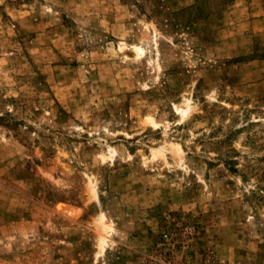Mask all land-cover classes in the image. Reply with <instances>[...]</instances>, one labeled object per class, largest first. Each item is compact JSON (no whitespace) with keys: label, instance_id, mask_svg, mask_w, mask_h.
Masks as SVG:
<instances>
[{"label":"rangeland","instance_id":"rangeland-1","mask_svg":"<svg viewBox=\"0 0 264 264\" xmlns=\"http://www.w3.org/2000/svg\"><path fill=\"white\" fill-rule=\"evenodd\" d=\"M0 264H264V0H0Z\"/></svg>","mask_w":264,"mask_h":264}]
</instances>
